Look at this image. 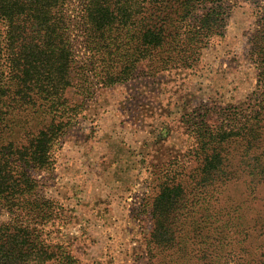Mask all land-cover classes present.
<instances>
[{
    "label": "rangeland",
    "instance_id": "1",
    "mask_svg": "<svg viewBox=\"0 0 264 264\" xmlns=\"http://www.w3.org/2000/svg\"><path fill=\"white\" fill-rule=\"evenodd\" d=\"M222 2L226 11L208 17L216 27L187 63L131 54V66L132 57L120 55L135 51L120 43L131 36L126 26L112 22L96 37L112 53L98 50L92 34L101 30L88 23V0H64L56 12L72 68L67 76H39V83L3 98L0 144L25 148L41 130L54 138L47 170L34 161L30 168L25 155H4L7 168L12 161L22 178L32 174L34 194L20 196L17 210L0 202L2 238L26 239L29 228L56 251L66 247L80 264H264V180L257 174L252 184L241 166L230 180L197 169L198 146L212 141L209 132L237 124L261 93L255 43L264 28V0L216 3ZM119 5L114 0L117 12ZM0 28L6 26L0 22ZM134 28L138 33L142 26ZM229 157L241 165L240 151ZM167 183H181L183 193H172L165 209L167 200L157 195ZM159 220L176 235L156 233ZM65 260L56 253L43 264Z\"/></svg>",
    "mask_w": 264,
    "mask_h": 264
},
{
    "label": "trees",
    "instance_id": "2",
    "mask_svg": "<svg viewBox=\"0 0 264 264\" xmlns=\"http://www.w3.org/2000/svg\"><path fill=\"white\" fill-rule=\"evenodd\" d=\"M115 1L116 4H121L119 5L121 12L113 8L114 0H88L85 8L89 13L88 23L94 32L101 30L97 34H92L95 47L98 50H105L96 37L105 35L104 31L110 28L108 26L118 21L119 25L128 28L131 36L125 38V43H122L120 38L117 40L124 47L133 44L135 50L131 53L121 52L122 59L127 60L128 57H132L131 54H136L140 59L161 61L165 65L187 63L186 61L195 54L201 43L216 27L215 20L208 17L218 10L226 11L223 2L216 3L220 0H143L144 3L148 2V7L141 4L140 0H125V3H122V0ZM211 3L213 4L211 8L201 13L200 18L191 20L201 8H207ZM61 6H64V0H0V22L6 26L4 30L0 28V122L3 121L5 113L3 111L5 96L15 97L18 91L29 89L28 83H39L42 80L39 76H67L65 71L71 67V52L62 33L63 20L56 12ZM141 7L139 15L138 9ZM136 26H142L138 33L132 32ZM258 32L260 37L255 43L257 47L255 59L260 67L261 93L256 108L252 109L250 114L243 115L237 124L224 129L221 127L222 130L218 132L210 131L212 141H203L199 144L198 156L202 159L199 160L197 169H201L203 175L208 174L212 178L220 176L218 179L226 177L230 180L241 166V171L250 178L252 184L257 174L261 181L264 180V28ZM4 33L7 34L5 38ZM107 39L104 38V42H108ZM105 52L112 53L108 49ZM61 53L65 56L59 61ZM128 61L133 66V57ZM128 66L122 65L120 75L126 73ZM8 77L10 81L6 83ZM57 83L53 82V85L57 86ZM10 105L15 104L11 102ZM8 121L12 123L14 119L10 116ZM35 136L25 148H19L11 141L8 144H0V202L3 204L8 201L7 205L16 210V200L20 196L21 198L33 196L34 182L31 180L30 172L27 171V175L22 178L25 174H21L19 169L16 172L11 168L12 161H9L7 168L5 164L7 159L4 155L17 154L18 158L14 160L25 155L27 158L22 160L30 168L34 161L39 169H49V149L53 134L41 130ZM232 150L240 151L241 165L231 163L229 155ZM225 151L227 155L223 153ZM34 170L31 169V172ZM23 179L27 180L28 188L21 191L19 183ZM174 192L183 193L181 183L178 186L167 183L157 195V199L167 200L163 202L165 209L169 206L166 203ZM160 228L162 233L167 234L170 231L172 235H176L175 231H171V228L161 220L158 225L156 224L155 232L157 233ZM2 230L0 224V232ZM25 230L26 239H22L20 234H14L11 243L0 235V264H43L56 253L66 258L64 264H74L72 259L75 260V264H80L66 247L58 246L59 250L56 251L47 245L45 240H41L39 235H34L29 228Z\"/></svg>",
    "mask_w": 264,
    "mask_h": 264
}]
</instances>
